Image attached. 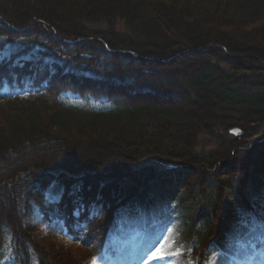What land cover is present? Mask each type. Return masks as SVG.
<instances>
[{"label": "trees", "instance_id": "16d2710c", "mask_svg": "<svg viewBox=\"0 0 264 264\" xmlns=\"http://www.w3.org/2000/svg\"><path fill=\"white\" fill-rule=\"evenodd\" d=\"M0 103V261L103 264L153 178L208 197L194 264L225 193L251 185L264 215V0H0Z\"/></svg>", "mask_w": 264, "mask_h": 264}, {"label": "rangeland", "instance_id": "374dc122", "mask_svg": "<svg viewBox=\"0 0 264 264\" xmlns=\"http://www.w3.org/2000/svg\"><path fill=\"white\" fill-rule=\"evenodd\" d=\"M117 27L125 32L121 22ZM73 153L76 154L75 151ZM157 165L167 168L171 164L159 162ZM164 178L167 179H152L139 188L129 204L117 212L107 231L105 264H141L140 255L146 242L153 241L165 228L173 229L171 233H165L172 245L168 250L170 255L151 264H189L192 261L190 244L193 231L205 219L213 220L205 206L208 197L195 189L194 198L188 201L186 191L178 186L174 175L170 179ZM60 195L61 188L52 184L46 198L47 201L58 200ZM257 196V191L247 185L245 189L237 187L234 193L227 192L221 197L213 225L222 230L223 239L213 241L206 264H264L259 254L255 259L246 260L238 252V248L247 241H254L264 248V216L254 205ZM175 252L182 254L171 255Z\"/></svg>", "mask_w": 264, "mask_h": 264}, {"label": "snow or ice", "instance_id": "6c2138e0", "mask_svg": "<svg viewBox=\"0 0 264 264\" xmlns=\"http://www.w3.org/2000/svg\"><path fill=\"white\" fill-rule=\"evenodd\" d=\"M172 231L173 229L171 228H165L153 241L146 242L142 254L140 255L141 264H151L152 261H163L170 255L168 250L172 245L169 243V236L165 233H171ZM262 239H264V237H262ZM238 252L246 260L255 259L257 254H259L260 258L264 260V248H260L254 241L245 242L240 248H238ZM181 254V252L171 253V255ZM96 259L97 258L94 257L91 264H95ZM189 264H194V262L189 261Z\"/></svg>", "mask_w": 264, "mask_h": 264}, {"label": "water", "instance_id": "95a60500", "mask_svg": "<svg viewBox=\"0 0 264 264\" xmlns=\"http://www.w3.org/2000/svg\"><path fill=\"white\" fill-rule=\"evenodd\" d=\"M229 133L235 136H239L242 134V131L239 128H232L229 130Z\"/></svg>", "mask_w": 264, "mask_h": 264}]
</instances>
